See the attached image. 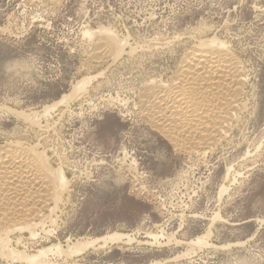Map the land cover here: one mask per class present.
<instances>
[{
	"label": "rangeland",
	"instance_id": "obj_1",
	"mask_svg": "<svg viewBox=\"0 0 264 264\" xmlns=\"http://www.w3.org/2000/svg\"><path fill=\"white\" fill-rule=\"evenodd\" d=\"M99 28L123 50L97 65L83 31ZM199 29L241 63L245 108L224 141L188 158L148 127L139 98L172 77ZM9 141L38 147L66 183L48 235L7 236L22 255L52 249L38 264H264V0H0ZM112 234L125 238L105 244ZM1 249L0 264H29Z\"/></svg>",
	"mask_w": 264,
	"mask_h": 264
},
{
	"label": "bare ground",
	"instance_id": "obj_2",
	"mask_svg": "<svg viewBox=\"0 0 264 264\" xmlns=\"http://www.w3.org/2000/svg\"><path fill=\"white\" fill-rule=\"evenodd\" d=\"M36 1L48 5L55 0ZM204 29L190 34L193 43L190 42L191 46L185 50L172 77L168 81L154 80L145 84L138 101L148 127L165 138L177 153L188 158H200L224 141L236 126L239 112L241 115L245 108L241 97L246 76L239 66L241 63L238 64L226 43L214 37L208 38ZM83 36L93 42L92 54L88 58L94 64L106 62V58H116L123 50V42L109 29H86ZM90 80L78 82L73 89L85 90ZM68 97L62 96L57 104L54 103L53 109L60 103L64 104ZM52 107L45 108L44 114ZM33 117L25 116L24 121L29 125L37 124ZM36 148L10 141L0 145V249L6 250L3 253L9 259L29 264H36L52 249L39 250L32 256L22 255V252L9 248L7 236L27 231L34 239L38 229L48 235L54 224L52 213L66 185L61 171L53 169L49 158ZM122 237L112 234L102 241L114 243ZM203 240L197 238L196 244L205 245ZM81 247L72 253H79L83 249ZM55 251L63 253L58 247Z\"/></svg>",
	"mask_w": 264,
	"mask_h": 264
}]
</instances>
